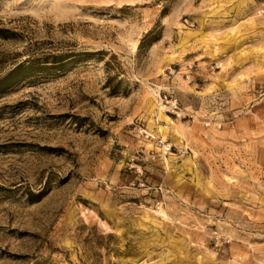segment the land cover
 Masks as SVG:
<instances>
[{"label":"rangeland","instance_id":"obj_1","mask_svg":"<svg viewBox=\"0 0 264 264\" xmlns=\"http://www.w3.org/2000/svg\"><path fill=\"white\" fill-rule=\"evenodd\" d=\"M25 58L0 264H264V0H0Z\"/></svg>","mask_w":264,"mask_h":264},{"label":"trees","instance_id":"obj_2","mask_svg":"<svg viewBox=\"0 0 264 264\" xmlns=\"http://www.w3.org/2000/svg\"><path fill=\"white\" fill-rule=\"evenodd\" d=\"M63 54L61 53H53L41 56L43 59L42 61H46V58H51L53 62H58V66H62V57ZM38 58H31V59H23L12 66L6 73L0 76V92L4 91L6 87L14 83L18 78L22 75L26 74L27 72L40 70L42 68H51L53 66H42L46 64H37ZM39 63V62H38ZM55 65V64H51Z\"/></svg>","mask_w":264,"mask_h":264}]
</instances>
